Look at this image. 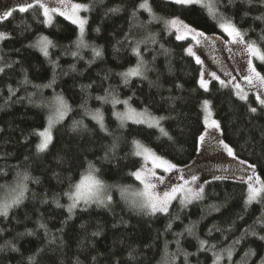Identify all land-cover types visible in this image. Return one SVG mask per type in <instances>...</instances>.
<instances>
[{
    "label": "trees",
    "instance_id": "16d2710c",
    "mask_svg": "<svg viewBox=\"0 0 264 264\" xmlns=\"http://www.w3.org/2000/svg\"><path fill=\"white\" fill-rule=\"evenodd\" d=\"M72 1L92 6L90 12H83L88 19L84 40L89 45L79 50L83 59L71 55L77 51L78 31L61 16H54L52 24L45 26L41 22L44 17L37 9L29 13L14 12L13 17L0 23V31L12 37L0 43V57H3L0 65L19 61L0 75V129H3L0 156L7 153L0 159V191L16 187L24 173L30 177L23 204L12 209L7 219L0 217V245L11 241L19 249L0 251V264H28V258L33 255L36 264H75L77 259L80 264H116L117 261L119 264H184V257L178 252L195 253L198 247L197 239L185 231L193 225L195 235L215 244L218 252L233 248L231 264H260L264 241L244 233L255 230L264 235V225L258 222L264 218V204L253 203L246 208L245 186L240 182L210 180L205 184L203 200L187 207L173 201L168 214L154 216L130 208L117 191L138 187L137 181L128 175L142 163L140 157L132 155L134 140L180 167L203 160L194 138L202 127L204 99L211 101L213 117L221 122L225 141L242 159L255 163L258 172L264 173V111L258 102L252 95L247 102L241 101L215 81L210 83L208 92L199 88L200 65L187 56L184 49L188 42L177 41L165 27L166 20L178 17L210 36H222L216 21L198 5L182 8L167 0H148L157 20H152L142 9L136 10L141 0ZM0 4L7 10L11 0H1ZM1 7L0 13L5 11ZM113 8L119 11L110 12ZM220 11L248 32L246 39L259 42L264 34V22L255 17L264 14V8L258 6V0L251 10L242 0H234L233 5L222 0ZM129 32L136 40L143 41L140 47L151 70L146 80L134 78L124 86L117 74L136 63L131 48L124 42ZM40 35L48 36L56 45L50 53L57 66L38 50L28 47ZM92 48L101 49L102 57L94 58ZM255 64L264 74V64L259 61ZM25 75L29 80L27 85L22 84ZM106 76L108 79H104ZM49 83L51 87H33ZM9 85L19 89L10 99ZM109 86L115 89L119 99L131 97L129 104L138 111L147 108L152 115L165 117L161 126L172 139L162 136L156 128L131 121L121 127L114 111L125 110V105L113 108L110 103L96 99L104 96ZM57 94L65 98L71 111L53 128L48 151L37 153L39 137L30 133L46 126L49 108L40 105L49 104ZM249 104L258 108L257 113H249ZM97 109L112 135L102 131L91 118ZM75 122L81 123L74 130ZM114 137L118 146L113 155L109 150ZM89 162L100 169L101 178L110 186L112 201L107 207L92 205L86 211L77 209L69 219L68 200L63 193L70 179L78 181L86 172ZM55 200L65 207L57 208ZM41 223L47 226L48 236L39 227ZM52 236L57 238L54 244L49 242ZM238 239L240 243L233 246V241ZM40 249L43 251L38 253ZM249 249L255 250L256 255L245 257ZM133 250L136 260L129 261V252ZM212 260L211 252H201L190 256L189 264H212ZM221 264H229L226 253Z\"/></svg>",
    "mask_w": 264,
    "mask_h": 264
},
{
    "label": "snow or ice",
    "instance_id": "6c2138e0",
    "mask_svg": "<svg viewBox=\"0 0 264 264\" xmlns=\"http://www.w3.org/2000/svg\"><path fill=\"white\" fill-rule=\"evenodd\" d=\"M169 2L182 8L199 5L201 8L206 9L208 15L216 21V27H218L223 34L222 36H210L203 30L190 26L178 17H173L165 21V27L169 31V34H174L177 41H187L188 46L184 49L187 56L193 58L195 63L200 65L198 79L199 88L208 92L210 91V83L216 81L222 88L230 89L239 100L245 102L248 101L249 93L253 92L260 109L264 111V74H261V72L257 70V65L254 63V61H259L261 64H264V34L261 35L259 42L257 40L246 39L248 32L242 31L231 18L225 16L224 13L220 11L222 0H169ZM242 2L249 5V10L257 6V0H242ZM228 4L233 5L234 0H228ZM258 6L264 8V0H258ZM37 9L40 10V14L44 17L41 22L45 24V26H50L52 24L55 15L64 17L72 24L77 25L79 29V36L76 42L77 51L71 52V55L74 58L83 59L79 50L89 47L84 40L85 26L88 23V19L86 16H81L80 14L82 12H90L92 6L86 3L72 2V0H55L54 3H49V0H25V2L19 3L16 7L0 13V23L13 17L14 12L29 13ZM141 9L148 12L152 20L158 19L153 13L148 0H141L137 5L136 10L138 11ZM109 11L116 13L119 9L113 8ZM245 14L247 15V12ZM133 16H135V11L133 12ZM255 19L264 22V14L256 16ZM97 31H99V29H97ZM225 37L227 39H225ZM11 38L10 34L0 31V43L5 40H10ZM124 42L128 44L132 54L136 57L134 66L117 74L122 84L128 86L134 78L146 80L148 78L147 73L151 69L148 67V63L145 61L142 54L140 44L143 43V41L136 40L131 32H129L125 34ZM216 42L224 44L227 51L230 53H233V49H236V51L243 56L245 61L244 65L238 68L224 71V78L218 75L216 71H211L206 68L205 60L202 59V46L206 44L211 46ZM28 47L38 50L46 59H49V61L53 63L54 67L57 66V62L51 60L50 53V49L55 48L56 45L48 36H38ZM92 53L94 58H100L103 55L102 50L99 48H92ZM0 61H3V57H0ZM18 63L19 61H13L12 63L4 62L0 65V75L5 74L8 70L13 68L14 64ZM89 63H91V61ZM233 72H235V75ZM104 79H108V77L106 76ZM52 83H54V81ZM22 84H29L26 75ZM33 87L37 89L41 87H51V83L43 86L33 85ZM88 87H91V85H88ZM18 90L19 89H13L9 85V99L14 96ZM96 99L100 100L102 103H110L113 108L118 104L125 105V110L123 112H114L121 127L126 126V124L131 121L134 124L146 125L148 128H156L162 136L168 137L169 140L172 139L168 132L161 126V121L164 120L165 117L154 116L147 108L138 111L129 104L131 97L125 100L119 99L115 89L111 86L105 89L104 96H97ZM40 106H45L50 109L49 115L46 118V126L42 130H33L30 135L39 137L40 142L36 145V151L37 153H44L48 151L49 145L53 141V128L65 119L71 111V107L60 94H57L49 104ZM201 109L203 113L201 121L202 127L194 138L197 151L207 146L209 150L226 153L232 161L236 162V171L239 173L238 176L235 174L228 176L223 174L216 175L213 173L212 180L223 181L227 179H238V181L245 186L244 204L246 208L253 203L264 204V173L258 172L255 163L242 159L237 154L235 148L225 141L221 122L213 118L211 101L204 99L201 104ZM248 111L251 114H255L258 108L249 104ZM91 118L97 122L102 131L108 135H112V133L108 132L104 124L103 115L99 109L92 114ZM80 123L81 122H75L74 130ZM0 131H3V129H0ZM132 143V155L140 157L142 163L134 171L129 172L128 175L138 181L142 187L134 192L131 199L127 196L129 190L120 188L121 196L128 202L130 208L145 215L154 216L157 213L168 214L173 201L178 200L182 207H187L194 201H201L205 198V184L211 181L201 183L199 176L194 173L186 176L185 168L187 166L182 168L176 163L163 159L140 141L134 140ZM117 146V138L114 137L109 150L111 154H115ZM6 156L7 153L0 156V159ZM105 158H108V153H106ZM158 169L161 170L160 173L157 172ZM224 171H227V169H224ZM99 173L100 169L89 162L86 172L81 175L78 181L73 182L71 179L69 180V186L63 193V196L69 201L66 206L69 219L72 218L77 209L86 211L92 205L107 207L111 203L112 196L109 194L110 186L101 178ZM161 173L168 174L167 179L166 176ZM29 179V175L24 173L17 186L7 191L4 197L0 199V217L7 219L12 209L18 208L23 204L26 198L25 193L28 191L27 181ZM54 203L57 208L65 207L59 200H55ZM216 210L219 211V207H217ZM258 222L264 225V218H260ZM39 227L44 229L45 235L48 236L47 226L41 223ZM168 228H171V224L168 225ZM194 229L195 225L187 227L185 231L189 236H194L197 239V251L195 253L186 251L182 253L178 252V255H183L184 264H189L190 256L198 255L201 252H211L213 256L212 264H221L226 253L227 260L229 264H231L233 257L232 247L218 252L215 244L209 243L207 239H200L195 235ZM216 231H220V229H216ZM211 232L212 229L209 230V234H211ZM28 234L31 235L32 233L29 232ZM96 235H99V233H93V236ZM178 235L182 236L183 233ZM244 235H251L264 241V235L258 234L255 230H245ZM49 242L54 244L57 242V238L52 236ZM176 243L179 249L180 241L177 240ZM239 243V239L235 240L233 241V246ZM5 249L19 251L11 241H6L4 245H0V251H4ZM40 251L43 250H38V253ZM134 252L135 250L129 252V261L136 260ZM255 255L256 252L253 249H249L245 253V257ZM92 259L95 261L96 258L93 257ZM28 264H36V255L28 258ZM75 264H80L78 259ZM116 264H119V261H117ZM260 264H264V257H261Z\"/></svg>",
    "mask_w": 264,
    "mask_h": 264
},
{
    "label": "rangeland",
    "instance_id": "374dc122",
    "mask_svg": "<svg viewBox=\"0 0 264 264\" xmlns=\"http://www.w3.org/2000/svg\"><path fill=\"white\" fill-rule=\"evenodd\" d=\"M167 1H169V0H167ZM0 2H1V0H0ZM23 2H25V0H11V4L9 5V8L7 10L12 9V8L16 7L19 3H23ZM54 2H55V0H49V3H54ZM1 5L2 4H0V7H1ZM5 9H6L5 7L2 8V10H5ZM80 15L83 16V12ZM67 21H69V20H67ZM74 26L77 28L78 36H79V29H78L77 25H74ZM225 39H227V38L225 37ZM222 46H224V47H222ZM201 51H202V59L205 60V67L211 71H216L217 74L220 75L222 78H224L223 77L224 71H229V70H232L234 68H238V67L244 65V63H245L243 56L238 51H236V49H233V53H230L227 51V48L224 44H214L211 46L206 44V45L202 46ZM230 57H232V58H230ZM255 62H257V61H254V63ZM233 74L235 75V72H233ZM249 95H252L255 98V95L253 94V92H250ZM49 111H50V109H49ZM123 111H124L123 109L119 110V112H123ZM114 117H115V115H114ZM200 152H201V150L199 151V153ZM201 154L204 156V158L200 163H198L197 165L195 163H192L191 165L187 166L186 168L182 167V168H185V175L186 176L194 173V174L199 176L200 182L203 183L205 181L212 180L213 173H215L216 175L223 174V175H228V176H231L233 174H235L236 176L239 175V173L236 171V167H235L236 162L232 161V159L230 157H228L226 153L221 152V151H212V150H209L207 146H205V148L202 149ZM224 169H227V171H224ZM157 172L160 173L161 170L158 169ZM161 174H163V173H161ZM163 175H165L166 179H167L168 174H163ZM227 180L239 182L238 179H227ZM137 183H138L137 188H135L134 190L128 189L129 191L127 192V196L129 199H131L133 197V194L136 190H138L142 187V185H140L138 181H137ZM10 189L11 188H6L4 190H1L0 191V199H2L5 195V193L7 191H9ZM117 191L119 193H121L120 189ZM68 203H69V201H68Z\"/></svg>",
    "mask_w": 264,
    "mask_h": 264
}]
</instances>
